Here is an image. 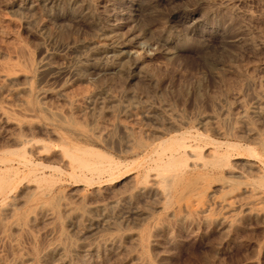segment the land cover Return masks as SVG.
I'll use <instances>...</instances> for the list:
<instances>
[{"label":"rangeland","instance_id":"obj_1","mask_svg":"<svg viewBox=\"0 0 264 264\" xmlns=\"http://www.w3.org/2000/svg\"><path fill=\"white\" fill-rule=\"evenodd\" d=\"M2 178L0 264H264V0H0Z\"/></svg>","mask_w":264,"mask_h":264},{"label":"bare ground","instance_id":"obj_2","mask_svg":"<svg viewBox=\"0 0 264 264\" xmlns=\"http://www.w3.org/2000/svg\"><path fill=\"white\" fill-rule=\"evenodd\" d=\"M166 42V41H165ZM111 45V44H110ZM104 50H106V47L105 46H101ZM112 52V51H111ZM50 62V61H49ZM30 63V62H29ZM50 66L51 65H49V64H45L44 63V65L42 66V67H44V68H50ZM11 70V69H10ZM8 71V70H7ZM19 71H21V70H19ZM2 72V71H1ZM18 72V71H17ZM30 78V77H29ZM260 93V92H259ZM263 93V92H262ZM13 97V96H12ZM16 99V98H15ZM16 101V100H15ZM226 109V108H225ZM24 110V109H23ZM26 110H28V109H26ZM29 111V110H28ZM31 112V111H30ZM209 118V117H208ZM227 120V119H226ZM168 121V120H167ZM202 123V122H201ZM216 130V129H215ZM137 135V134H136ZM186 135V136H185ZM181 134V133H178V134H176V135H173V136H171L167 141H165L164 140V143H163V145L164 146H166V144H165V142H169V143H167V145L169 144L170 146H168L167 148H165V149H168V150H163L164 148H163V146H162V148H161V150H163L164 151V153H165V155L164 156H167L166 157V159H167V161H166V159H165V161H164V156H163V152H162V155H159V159H158V156H157V159L156 160H158L157 162H159V164H158V167L156 166L157 164H156V162H155V165H154V168L155 167H157L158 168V172H157V174H156V176H162L163 174H165V173H163V172H167V174H168V171L170 170L169 168H171V167H177V168H181V170H180V172L177 174V177H176V180H177V182L178 183H180V182H184L185 180H188V178L190 179L191 178V175H195V173H198V169H199V165L201 164H198L197 163V161L199 160V159H203V158H205L204 157V155H203V151L201 150V148L200 147H198V146H196V145H194L193 143H194V141H193V143L191 142V139L193 138L194 139V137L192 136V138H191V135H189L190 136V138H189V136L187 137V134ZM31 136V135H30ZM98 137H100V136H98ZM108 137V136H107ZM103 138V137H102ZM26 142H29V141H26ZM133 142V141H132ZM115 144V143H114ZM220 144H222V143H220ZM224 144H226V143H223V145H222V147L224 146ZM228 144H230V143H228ZM214 145V144H213ZM234 145V144H233ZM232 145V147H234V148H231V146H228V147H230V148H228L226 145V147H227V150L225 149L226 147L224 146V150H225V152H228V149H231L230 151L231 152H233V150L235 149L236 151L237 150H239L238 148L236 149L235 147H238L237 145L236 146H233ZM161 147V146H160ZM216 147V146H215ZM46 147L45 148H43V150H45V152H46ZM77 150L76 151H78V153H84L83 155H85V154H88V152H89V154L92 152H94V150H91L90 148H88V150L87 149H85L84 148V150L83 149H80V148H76ZM219 149V148H218ZM248 149H252V148H247V150ZM160 150V151H161ZM223 150V151H224ZM234 150V151H235ZM22 151H23V149H22ZM81 151V152H80ZM91 151V152H90ZM167 151V152H166ZM253 151V150H252ZM251 151V152H252ZM224 152V154L225 155H223V156H225V157H227V158H229V156H226V153ZM255 151H253L252 153H250V155L251 154H255L254 153ZM23 154V157L25 156L24 155V153H27V151H25V152H22ZM96 153V152H95ZM159 153V152H158ZM219 153V152H218ZM222 153V152H221ZM229 153V152H228ZM242 153V152H241ZM241 153H239V154H241ZM18 154H19V152H18ZM100 154V153H99ZM216 155H217V152L215 153ZM231 154V153H230ZM230 154H227V155H230ZM17 155V154H16ZM20 155H21V153H20ZM27 155H28V153H27ZM26 155V156H27ZM91 155H93V154H91ZM98 155V154H97ZM214 155V154H213ZM215 155V156H216ZM222 155V154H221ZM220 155V156H221ZM232 155V154H231ZM230 155V156H231ZM249 155V154H248ZM18 157H19V155H17ZM25 156V157H26ZM88 156H90V155H88ZM253 156V155H252ZM251 156V157H252ZM22 156H21V158L20 159H24L23 161H25V163L24 164H26V161L28 160V156L26 157L27 159L25 160V158H23ZM100 157H101V155H100ZM225 157H222V158H219V166H221V162H222V165H224L225 164V162L227 163V161H225ZM240 157H242V156H240ZM149 158V157H148ZM226 158V159H227ZM229 159H231V158H229ZM228 159V160H229ZM21 160V161H22ZM30 160V159H29ZM28 160V161H29ZM74 161V160H73ZM76 161V160H75ZM221 161V162H220ZM80 162H82V167H84V168H91V164L89 165V164H87L85 161H80ZM84 162V163H83ZM29 163V162H28ZM208 163V162H207ZM81 164V163H80ZM87 164V165H86ZM30 165V164H29ZM84 165V166H83ZM89 165V166H88ZM182 165L183 166H186V167H182ZM87 166V167H86ZM202 166H204V164L202 165ZM217 166V165H216ZM229 165H227V167H228ZM231 166V165H230ZM229 166V167H230ZM263 166V165H262ZM38 167V166H37ZM43 167H45V166H43ZM50 167V166H49ZM175 167V168H176ZM46 168V167H45ZM48 168V167H47ZM59 168V167H58ZM94 168H95V166L93 167V170H94ZM151 168H153V167H151ZM156 168V169H157ZM165 168H166V170H165ZM20 169V168H19ZM92 169V168H91ZM90 169V170H91ZM96 169H97V166H96ZM161 169V170H160ZM49 170H51V169H49ZM53 170V169H52ZM103 170H105V169H103ZM113 170V169H112ZM152 170H155V169H152ZM168 170V171H167ZM171 170H173L172 168H171ZM19 171V170H18ZM175 171V170H174ZM170 172H172V171H169V174H170ZM178 172V171H177ZM18 173V172H17ZM176 173V172H175ZM121 175V174H120ZM175 175V174H174ZM15 176V175H14ZM36 176H37V174H36ZM40 176V175H39ZM38 176V177H39ZM37 177V178H38ZM172 177H173V174H172ZM171 177V178H172ZM161 178H165L164 176L163 177H161ZM174 178V177H173ZM12 179V178H11ZM262 179V178H261ZM0 180H2L0 183H3L4 182V180H3V178L2 179H0ZM39 180H40V178H39ZM166 180H168V179H166ZM37 181V180H36ZM166 182H168V181H166ZM228 182V181H227ZM170 183V182H169ZM5 184V183H4ZM3 184V185H4ZM257 186H259V185H257ZM0 187L2 188V184H0ZM6 187H8V186H6ZM218 187V186H217ZM0 188V192H1V190H3L2 192H1V194L0 195H4V193H5V187H4V189H1ZM7 190H8V188H7ZM178 193V192H177ZM186 194V193H185ZM244 195V194H243ZM261 200V199H260ZM263 200H264V197H263ZM264 203V202H263ZM219 204V203H218ZM260 204V203H259ZM10 206H12V205H10ZM40 206V205H39ZM220 206V205H219ZM6 207V206H5ZM223 208L224 209H228V210H230L231 208H232V205L231 204H225V205H223ZM222 208V209H223ZM238 208V207H237ZM188 212V211H187ZM229 212V211H228ZM1 215H3V214H1L0 213V233H2V234H5V233H7V231H9V227L6 225V224H4V220H3V218L1 217ZM27 218V217H26ZM4 219H5V217H4ZM29 221V220H28ZM27 221H26V219H25V215H22V216H20V218H18V220L16 221V223L14 224V225H10L11 226V228H13V227H15V228H20V229H26L27 230ZM90 234V233H89ZM5 236V235H4ZM29 237V236H28ZM147 237V236H146ZM44 238V237H43ZM53 239H54V237H53ZM26 242V241H25ZM5 245V244H4ZM9 247V246H8ZM23 247V246H22ZM72 251V250H75V248L71 245V247H67V245H65V244H63L62 242H59L57 245H54L52 248H50L49 249V251H48V256H53V255H64L66 252H68V251ZM139 250V249H138ZM26 254V253H25ZM16 256H18V255H16ZM19 257V256H18ZM33 258H35V257H33ZM36 259V258H35ZM28 262V260L27 259H25V258H20V259H18L17 260V263L16 264H26Z\"/></svg>","mask_w":264,"mask_h":264}]
</instances>
